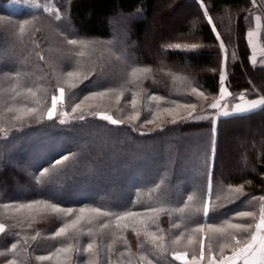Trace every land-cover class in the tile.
I'll return each instance as SVG.
<instances>
[{
    "label": "trees",
    "instance_id": "trees-1",
    "mask_svg": "<svg viewBox=\"0 0 264 264\" xmlns=\"http://www.w3.org/2000/svg\"><path fill=\"white\" fill-rule=\"evenodd\" d=\"M18 1L0 0V264H183L174 256L200 258L201 239L207 262L232 253L230 235L240 246L250 241L264 205V105L232 109L264 98V64L247 38L252 1L201 0L202 8L199 0H173L169 12L186 9L178 36L160 41L167 24L159 22L150 42L158 0ZM116 34L121 55H91L85 64L67 39ZM221 87L227 116L210 107ZM60 88L63 105L49 120ZM189 112L194 118L183 119ZM109 115L119 123L102 119ZM205 202L218 208L210 216L223 232L209 231ZM226 220L252 228L238 232ZM60 227L65 233L56 236Z\"/></svg>",
    "mask_w": 264,
    "mask_h": 264
},
{
    "label": "snow or ice",
    "instance_id": "snow-or-ice-1",
    "mask_svg": "<svg viewBox=\"0 0 264 264\" xmlns=\"http://www.w3.org/2000/svg\"><path fill=\"white\" fill-rule=\"evenodd\" d=\"M56 18L59 20L60 19L59 15H57ZM24 23H28V21H25ZM208 24L212 25L213 32H216V27L213 24L212 18L210 16L208 17ZM21 30H23V25H21ZM217 36L219 37L218 33H217ZM68 44L76 45L77 44V40L76 39H69L68 40ZM221 46H223V45L221 44ZM195 47H196V45H192L193 49ZM175 48L176 49H180V45H175ZM41 59H43V57H41ZM226 67H227V65L225 63V65H224L225 70H226ZM72 74L73 73H71V72L68 73V75H70V76ZM219 79H220L221 84H223L224 81H225L224 75H221ZM59 91H60V95H61V98H62L64 90L61 88ZM192 91L196 92L197 89L193 88ZM225 91H226L225 87H221L219 89V92L221 94H223ZM199 94L201 96L204 95V93L202 91ZM93 95H103V93H95L94 92ZM132 103H133V105H135V100H133ZM258 105H264V98H261L259 100L251 101L250 102V108L247 109V110L255 109ZM76 107L78 108L79 105H77ZM184 107L195 109L196 105L189 103V104H185ZM210 107L212 109H216L217 108V104L213 103L212 105H210ZM30 111H33V110H30ZM55 111H56V98L53 97L52 108L47 113V116H48L49 120L53 119ZM73 111H75V109H73ZM165 111L171 112L172 110L171 109H165ZM241 111H245V109H241L240 106L237 105L236 106V112L239 113ZM229 114L230 113H228V112L222 113V115H225V116H227ZM192 118H194V113L189 112L187 117H184L183 119H192ZM80 119L83 120L84 116L81 115ZM102 119L108 120L112 124L119 123L117 120L112 119V117H110V116H103ZM148 122L151 123L152 121H148ZM175 122L176 121L173 120V123H175ZM63 159L67 160L68 157L65 156ZM214 160H215V157L213 155L212 156L213 167H214ZM59 163H61L60 160L55 161V164H59ZM211 190H212L211 180L209 179V186H208L209 196H211ZM235 193H236L237 197H239L240 195H244L245 194L242 191V186L240 188H236L235 189ZM188 199L191 200L192 197L189 196ZM253 199H255V197H253ZM260 199L262 201H264V197H261ZM37 203H40V201H37ZM27 207H32V205L29 204V205H27ZM51 207L55 211H58V212L59 211H64V212H66L68 214H71L73 212L72 208L60 209V208H57L55 204L51 205ZM79 211H80V213H83L85 211V209L84 208H80ZM91 211H93V212H95L97 214L103 215V216H108L109 215V213H107V212L101 213V210L99 208H93V209H91ZM153 211H156V210L153 209ZM217 211H218V208H216V207H213V208L210 209L208 202H205L204 205H203V208H202L203 217L205 218V221L207 222V226H208L209 231H212V232H223V228L222 227H217L216 224L214 222H212V219H211V216H210V213H211L212 216H214ZM125 215L126 216H133V215H138V213L127 212V213H125ZM237 215L240 218H248V217H255L256 213L253 212V211H240V212H238ZM78 219H79V217H78ZM116 219H117V222H119V220L123 219V217L117 216ZM75 223H76V221H73V224H75ZM225 223H227L228 228L237 230L238 232H247L250 228H252L251 224H247L246 225V224H242V223H232L229 220H226ZM117 226H119V223L117 224ZM104 227H107V225H104ZM65 230H66V227H60L59 230L55 233V235L56 236H61L62 234L65 233ZM195 231L203 232V227L195 229ZM4 232H5V227H4L3 224H0V233H4ZM255 233L256 234H252L251 235L250 241H247V238H245L246 242L243 243V246H240L242 241L240 239H237L236 235H230L231 240L234 241L235 245H236V247L232 251V254L229 255V256H226V257H222L219 260H217L216 258H212L211 261H210V264H256V251H255V249H256L257 245H258L261 253H264V235H260V233H264V205H262V207L260 209L259 222L256 223V225H255ZM137 235H139V233H137ZM200 245H201L200 258L203 259L204 258V241H203V239H201ZM93 246H94L93 243H91V242L88 243L87 244V248L85 249V251L91 252L92 249H93ZM153 246L155 247V245H153ZM15 247H16V245L13 244L12 248L14 249ZM59 250L60 251H68L69 249H59ZM222 251H223V246L221 247V252ZM174 258L177 259V260H185V256L184 255H175ZM38 259L43 260V259H45V257L41 256V257H38ZM8 264H15V261L9 260ZM148 264H151L150 260L148 261ZM185 264H197L196 257L193 256L191 261H185ZM260 264H264V260H261Z\"/></svg>",
    "mask_w": 264,
    "mask_h": 264
},
{
    "label": "rangeland",
    "instance_id": "rangeland-1",
    "mask_svg": "<svg viewBox=\"0 0 264 264\" xmlns=\"http://www.w3.org/2000/svg\"><path fill=\"white\" fill-rule=\"evenodd\" d=\"M38 1V0H37ZM201 3V6L203 8V3L201 0H199ZM253 3V6L256 7L257 11H255L253 17H252V28L249 30L247 38L249 40V43L251 45V49L253 51V58L257 63L264 64V42L262 40V35H264V0H251ZM16 3H18V0H15ZM176 5H173V0H158L157 5V13L155 18V26L154 24L150 28V35L148 36V41L150 42V39H154L157 35L159 37V33H162V37L160 38V41L167 39V38H174L178 36L177 32H174L179 24L181 22L182 18L185 16L183 10H186L184 8H180L181 10L176 11V13L169 12L170 9L175 8ZM205 9V5H204ZM203 9V10H204ZM188 10V9H187ZM206 10V9H205ZM204 10V11H205ZM192 11V10H191ZM195 11V9H194ZM206 12V11H205ZM159 22H162L163 24H167V26H164V28L157 34L155 33V27H158ZM168 27V29H167ZM158 30V29H157ZM159 31V30H158ZM72 37V36H71ZM67 39H72L67 37ZM77 40L76 45H70V49L72 50V54H77L79 58L83 60V63L85 64L87 60H85V57H90L91 55H101L103 57H114L116 54L121 55L122 53V44L120 42V38L118 39V34L114 36V40L110 41H94V40ZM81 59L74 60L75 64L82 63ZM71 60V59H70ZM72 61V60H71ZM117 78V77H116ZM61 89V88H60ZM59 89V90H60ZM63 89V88H62ZM58 90V93L54 96L56 98V111L54 115L57 113V111L60 109V106L63 105L64 100V92L63 97L61 98L60 91ZM64 90V89H63ZM120 90L112 89L109 93H118ZM226 96V91L220 95L215 102L217 104L218 110H227L225 107L229 106L226 102H224L222 99ZM110 116V115H109ZM82 140V139H81ZM31 140H27L26 143H30ZM150 169L153 174H155L156 168L151 167H144L143 169ZM138 175V178H141L142 176ZM128 184H123L122 188H118L117 191L119 194H124V192L127 190L126 187ZM185 260H183V264H185V261H188L187 254H184ZM201 259V258H198ZM182 261V260H181ZM202 263L206 262L203 259H201ZM208 262V261H207Z\"/></svg>",
    "mask_w": 264,
    "mask_h": 264
},
{
    "label": "crops",
    "instance_id": "crops-1",
    "mask_svg": "<svg viewBox=\"0 0 264 264\" xmlns=\"http://www.w3.org/2000/svg\"><path fill=\"white\" fill-rule=\"evenodd\" d=\"M256 100H259V99H256ZM251 101H253V100H246V99H243L238 105L240 106V108L241 109H245V111H241V112H239V113H244V112H249V111H252V110H254V109H250V110H247V109H249L250 108V102ZM259 106H261V105H258L256 108H258ZM255 108V109H256ZM224 112H226V111H223V110H220L219 111V116L222 114V113H224ZM232 112L233 113H237L236 112V107L234 108V109H232ZM256 234V233H255ZM260 235H264V233H260ZM255 251H256V264H260V261L261 260H264V253H261V251H260V249H259V247H258V245H257V247H256V249H255ZM232 253H230V254H228L227 256H229V255H231ZM226 257V256H225ZM188 261H191L192 259H187ZM217 260H219V259H217ZM196 261H197V264H210V261H208V262H203L202 263V261H201V259H196Z\"/></svg>",
    "mask_w": 264,
    "mask_h": 264
}]
</instances>
